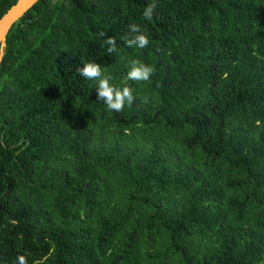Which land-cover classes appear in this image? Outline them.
I'll use <instances>...</instances> for the list:
<instances>
[{"label":"trees","instance_id":"obj_1","mask_svg":"<svg viewBox=\"0 0 264 264\" xmlns=\"http://www.w3.org/2000/svg\"><path fill=\"white\" fill-rule=\"evenodd\" d=\"M4 45L0 264H264V0H40Z\"/></svg>","mask_w":264,"mask_h":264},{"label":"clouds","instance_id":"obj_2","mask_svg":"<svg viewBox=\"0 0 264 264\" xmlns=\"http://www.w3.org/2000/svg\"><path fill=\"white\" fill-rule=\"evenodd\" d=\"M156 4L150 3L144 9L143 16L146 20H152L155 12ZM130 31L135 34L128 40V46H136L140 49H144L149 44L148 37L142 32L138 25L131 26ZM101 36H105V33H100ZM105 44L108 46V52L111 53L116 50V42L113 38L108 37L105 40ZM153 67L146 65L139 60H131L129 70L126 75V81H148L153 74ZM79 75L89 79L96 80V89L98 92V98L106 104L109 111L120 112L124 106L131 105L134 102V94L132 89L127 86L117 87L110 83L111 77L104 75L101 71L99 64L89 62L77 69ZM16 264H27L26 258L20 255L16 259Z\"/></svg>","mask_w":264,"mask_h":264},{"label":"water","instance_id":"obj_3","mask_svg":"<svg viewBox=\"0 0 264 264\" xmlns=\"http://www.w3.org/2000/svg\"><path fill=\"white\" fill-rule=\"evenodd\" d=\"M40 0H18L0 19V65L4 54V42L12 26Z\"/></svg>","mask_w":264,"mask_h":264}]
</instances>
